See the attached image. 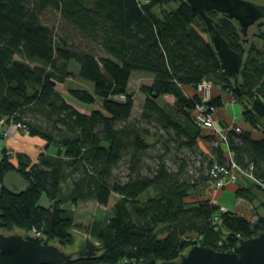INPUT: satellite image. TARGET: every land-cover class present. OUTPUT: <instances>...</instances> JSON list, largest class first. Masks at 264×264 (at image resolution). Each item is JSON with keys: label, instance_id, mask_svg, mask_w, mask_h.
Returning <instances> with one entry per match:
<instances>
[{"label": "trees", "instance_id": "1", "mask_svg": "<svg viewBox=\"0 0 264 264\" xmlns=\"http://www.w3.org/2000/svg\"><path fill=\"white\" fill-rule=\"evenodd\" d=\"M47 12L58 15L56 28L43 21ZM206 13L232 49L245 48L237 88L221 70L204 23L184 0H0V120L20 124L18 131L55 149L41 152L35 163L24 153L0 149V232L42 231L48 242L70 248L72 215L64 203L93 200L106 206L112 195L111 213L87 229L99 245L96 255L67 263L175 261L194 243L233 252L239 239L264 232V217L253 221L231 209L219 212L220 204L196 193L200 181L204 191L211 187L208 169L224 164L227 152L264 181L259 124L264 121V44L246 47L249 38L243 42L236 21ZM71 64L80 79L92 83L93 92L67 89L73 101L89 106L88 112L57 90L73 77ZM133 72L152 77L139 87L144 101L137 119H132L135 94L129 89ZM202 81L221 95L203 102L196 91ZM226 94L241 105V120L226 130L225 142H217L198 125L195 108L204 105L211 112L224 105ZM165 95L174 102L160 103ZM151 137L165 153L145 173L143 155ZM202 140L210 147L206 153L197 152ZM171 142L183 155L175 168L165 161ZM182 148L199 161L195 182L187 175L190 156ZM121 162L127 164L122 178L115 173ZM9 172L18 173L26 187H6ZM232 188L236 197L254 198L255 188L264 193L245 180ZM42 195L48 206L39 203Z\"/></svg>", "mask_w": 264, "mask_h": 264}, {"label": "water", "instance_id": "2", "mask_svg": "<svg viewBox=\"0 0 264 264\" xmlns=\"http://www.w3.org/2000/svg\"><path fill=\"white\" fill-rule=\"evenodd\" d=\"M197 13L208 32V39L220 61V67L236 86L245 48L232 49L221 35L215 21L206 12L214 11L237 22L243 37L248 42V29L257 21L264 19V3L253 0H184ZM264 131V121L259 122ZM99 245L90 238L81 239L71 251L50 243L41 235L22 234L19 232H0V264H65L73 257H92ZM107 264V263H99ZM116 264H131L120 261ZM140 264H264V232L250 238L238 240L236 250H216L205 245H193L181 253L175 261L157 263L155 258Z\"/></svg>", "mask_w": 264, "mask_h": 264}, {"label": "rangeland", "instance_id": "3", "mask_svg": "<svg viewBox=\"0 0 264 264\" xmlns=\"http://www.w3.org/2000/svg\"><path fill=\"white\" fill-rule=\"evenodd\" d=\"M253 1L257 3H261V4L264 3V0H253ZM42 19L46 24L50 25L53 28L54 27L56 28L59 17L56 13L52 14L51 12H47L43 15ZM259 23H261V25H259ZM71 33H74V32L71 31ZM75 37L79 39V37L77 36ZM247 37L249 38V42H248V45L246 44V47H249L251 44H255L257 46H261L262 44H264V19L257 21L254 25H252L249 28ZM16 57L18 58V56ZM32 64H35V63H32ZM69 68L74 73L73 77L68 78L63 84H58L57 90L68 102L74 105L76 109L82 112H85V111L88 112L89 106L82 104L81 102L73 101L72 98L69 96L67 89L68 87H72V88L79 87V88H84L90 92H93L92 83L86 80H82L78 77L75 64H71ZM149 83H150V77L148 74L141 73V72L132 73L131 78L129 80V89L135 94V101H134V106L132 109V119H137L140 116V113L142 111L144 94L140 92L139 87L142 85H147ZM163 102L172 104L174 102V98L170 95L163 96L160 99V103H163ZM98 103L99 102L97 100L96 105H98ZM238 109L239 111L238 110L235 111L236 115H239L240 107ZM1 123H5V121H1L0 125H2ZM12 125L14 126V124ZM150 130L151 132H155L153 128H150ZM226 130L227 129H225L224 131ZM147 140L151 143V146L147 149V151L143 155L145 173H147L150 170V169H147L146 167H152L154 165L156 156H158L159 154L165 153L163 150V147L161 146V143L156 144L155 139L152 137L148 138ZM14 141H16V139H14ZM170 147L172 149L170 151H167V154L165 156V161L168 166L175 168L176 164H178L177 157L178 155H180L179 153L181 152L176 151L174 142L170 143ZM203 147L204 145H201L199 143L197 147V152L204 153V151L208 152L210 150L209 147L206 148L205 146V149ZM181 150H182V153H185L186 157L190 156L189 157L190 162H189V165L186 167V172H187L188 177H190V179L192 180V182H195L196 179L198 178V175L194 174L195 173L194 170H195V167L199 164V161L198 159H193V153H191V151H189L187 148H182ZM52 151L54 153L55 149ZM180 156H183V155H180ZM195 157L199 158V156H195ZM193 161L195 162L193 163ZM205 166L206 165L204 164V167ZM126 172H127V164H125L124 162H121L115 168V173L118 174V176L121 178L124 177ZM20 178L21 176L18 173L9 172L8 174H6L3 184L9 189H11L12 191H19L22 189ZM202 185L203 183L201 181L197 184V189H196L197 195H202V194L206 195V197L210 198L212 201L215 199V196L217 195V193L222 191L219 189L212 188L210 186L207 187L206 191H204L203 190L204 187ZM228 186L224 187V190L222 191L221 196L218 199L219 204L227 206L229 209H231L234 212L251 215L253 221H255L258 218V216L264 217V193L260 191V189H256V188L253 189L254 198L251 197L252 198L251 199L249 195L247 196V198L234 196L232 193L233 188L231 189ZM115 200H116V196L112 195L109 200V203L106 206H102L93 200H88L85 202H77V203H71L69 201L65 202L64 207L70 210L71 215H72V226L71 228H69V230H70V234L72 235V240H73L72 245L74 246L70 248H67L68 247L67 246L66 248H64V250H67V251L74 250L78 242L84 238H90L91 240L95 241L93 236H91L87 232V229L93 223L94 220L101 221L107 215L111 213V206L113 205ZM39 203L45 206H48L49 204L48 200L46 199L44 195L41 196ZM235 205H237V208H239L242 212L236 211L234 207ZM12 230H18V229L13 228ZM24 232L30 235H41L45 237L42 231H36L33 229H29V230H25Z\"/></svg>", "mask_w": 264, "mask_h": 264}, {"label": "built area", "instance_id": "4", "mask_svg": "<svg viewBox=\"0 0 264 264\" xmlns=\"http://www.w3.org/2000/svg\"><path fill=\"white\" fill-rule=\"evenodd\" d=\"M212 85L208 81H202L197 85L196 91L202 97L203 102L208 101L211 98L210 88ZM123 99V96H120ZM211 112H207L204 105H197L195 108L196 121L202 130H209L212 135L216 138L217 142H225L226 131L220 129L215 120L212 117V112L215 111L214 108H210ZM16 129H22L20 124H14ZM237 132L240 131L238 127L235 128ZM226 162L224 164L214 163L208 169V175L210 177L209 183L212 188L221 190L227 185H235L241 180L249 181L261 189L264 190V181L257 179L252 173V166L247 169L241 168L233 159L230 152H227ZM214 202V201H213ZM229 208L225 205H219V212H228ZM218 216L213 217V222L218 221ZM193 239H197L196 235H193ZM194 245H199L194 243ZM72 264V263H67Z\"/></svg>", "mask_w": 264, "mask_h": 264}, {"label": "crops", "instance_id": "5", "mask_svg": "<svg viewBox=\"0 0 264 264\" xmlns=\"http://www.w3.org/2000/svg\"><path fill=\"white\" fill-rule=\"evenodd\" d=\"M150 77V82L152 81V77ZM189 89H186V92L189 93ZM210 94L211 98L220 96L221 93L218 89L215 87L210 88ZM166 96V95H165ZM168 96V95H167ZM237 106V107H235ZM240 107V112L239 115L235 114V111L238 110ZM87 112V111H85ZM241 113H242V107L241 105L234 100L233 98L230 97V95L226 94L224 95V105L222 107H219L215 109L212 113V117L215 120L217 126L220 129H229L233 125H236L240 122L241 120ZM4 121V120H0ZM0 125V149H6L9 151L11 154L13 153H24L29 156L32 162H37L38 160V155L46 150L48 153H53L52 150H54V147H48V149H45V142L37 137H32L29 135H24L20 131H18L15 126L12 124H6V123H1ZM205 131V135H206ZM16 139V141H14ZM201 145H204L206 148L209 147V144L205 142L204 140L199 142ZM210 148V147H209ZM203 149V150H204ZM207 152V151H204ZM12 173V172H10ZM14 173V172H13ZM8 174V173H7ZM6 176V175H5ZM5 178V177H4ZM21 182V187L24 189L26 187V183L20 178ZM228 186V185H227ZM231 188V186H228ZM227 187V188H228ZM229 190V189H228ZM227 190V191H228ZM223 191V190H222ZM222 191L218 192L217 195L215 196V199L213 200L214 202L218 203V199L221 196ZM219 204V203H218ZM235 210L238 212H242L239 208H237V205L234 206Z\"/></svg>", "mask_w": 264, "mask_h": 264}]
</instances>
